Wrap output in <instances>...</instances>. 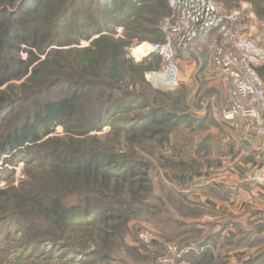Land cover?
Segmentation results:
<instances>
[{"label": "trees", "instance_id": "16d2710c", "mask_svg": "<svg viewBox=\"0 0 264 264\" xmlns=\"http://www.w3.org/2000/svg\"><path fill=\"white\" fill-rule=\"evenodd\" d=\"M47 1L0 0V87L23 77L28 73L27 67L37 62L20 85L11 83L0 90V166L15 163L17 157L28 161L26 156L32 150L40 152L44 147L43 152H46L42 157L44 165L29 170L27 180H22L17 187L0 188V215L9 214L8 218L21 227L27 224L26 234L33 236V244L39 246L49 241L52 248L64 250L60 255L62 258H69L72 262L82 261L80 264H85L90 258L105 261L110 257L107 245L111 239H122L125 234L124 223L117 228V225L112 226V221L119 222L124 215H133L134 212L130 205L125 204L124 196L128 197L129 202L137 198L143 200L150 187L145 184L148 182L146 179L132 178L131 170L141 163L132 157L118 161L121 158L114 150L110 152L99 147L102 138L109 136L113 142L122 129L133 137L138 128L143 127L141 132L145 133L150 131L149 125L154 124L159 127L144 137L152 139L159 136V140L164 141L176 126L166 125L169 119H187L188 116L192 121L198 119L187 114L173 115L174 112L164 109L163 103L167 98L151 101L143 91L146 81L135 73H142L145 69L132 64L128 56L135 43H130L124 37L112 36L119 22L139 13L137 6L140 0H90L94 2V25H85L83 15H80L79 23H73L72 16L76 9L79 14L81 9L78 8L85 7L84 1H53L50 3L53 5L47 4ZM101 7L109 14L106 15ZM257 11L263 13V8ZM48 14L53 15L55 27L51 30V36L41 38V35L49 33L40 21ZM128 27L134 29L133 26ZM69 29L78 32L73 38L75 43L79 44L84 38L90 41L89 44L61 48L67 45L62 37ZM21 43L29 46L25 50L27 60L14 54L20 52ZM55 45L59 47L48 49ZM34 49L38 51L35 53ZM6 55L8 58L4 61ZM39 55H44L43 59ZM152 59L158 60L159 66L160 59L151 55ZM123 84L141 86L142 91L134 94L137 89L128 91ZM153 91L162 93L157 89ZM172 95L173 104L181 102L180 94ZM123 97L128 98H125V103L122 102ZM88 104H92L90 108L96 107L92 108L90 118L86 119L88 128L82 129L81 134L110 124L108 134L78 140L71 135L51 136L41 141L55 126L65 125ZM25 105L26 110L21 114L18 108ZM136 110L146 112L134 118H112ZM13 114H20L18 117L22 118L12 126L13 121L10 124V120ZM92 120L97 123L93 124ZM138 182L140 193L130 188ZM68 198L80 201L69 203ZM97 221L102 225L101 235L95 233L93 237L88 235L84 238L83 234L68 233L69 226L73 224L88 226ZM210 224L196 227L201 238L196 243V251L190 252L189 259L200 255L199 250L210 238L209 233L203 235L202 232ZM62 241L75 243L81 250L66 243L67 247ZM85 246L94 249L88 251ZM204 260V264H210V258Z\"/></svg>", "mask_w": 264, "mask_h": 264}, {"label": "rangeland", "instance_id": "374dc122", "mask_svg": "<svg viewBox=\"0 0 264 264\" xmlns=\"http://www.w3.org/2000/svg\"><path fill=\"white\" fill-rule=\"evenodd\" d=\"M53 1L68 2L69 0H48L47 4L53 5L50 4ZM82 1L86 5L84 8H78L81 9L79 14H77L78 10H75L72 16L74 19L73 23H79V17L83 15L82 18L85 20V25H94L96 23V15L93 11L94 2H90V0ZM140 1L141 3L137 6L140 10L139 13L133 18L124 19L119 22L116 31L112 33L114 38L124 37L130 43H135L133 47L144 41L157 42L162 38L158 26L168 10V0ZM219 1L227 10L237 8L240 4L246 5L247 8L243 11L244 15H242L241 19L250 20L251 18L247 17L246 14L251 12L259 20L258 22L256 20L254 21L260 27H264L260 23V21L264 20V0ZM87 6H90L91 9ZM260 8H263V13H257V10L260 12ZM102 10L104 11V8ZM104 12L106 15L109 14L107 10ZM53 19L52 14L44 15L41 18L40 21H42V24H45V28L49 31L48 34L41 33L44 34L41 35V38L51 36V30L55 27ZM128 26H133L134 29H130ZM73 30L69 29L68 33L63 35L62 40L67 42L64 43L67 45L60 46L61 48L83 47L89 44L90 41L84 38L81 39L79 44L75 43L73 38H75V35H78V32H74ZM208 40L209 38L206 40V43ZM19 47L20 52H14V54L23 60H27L28 54L25 50L29 46L21 43ZM58 47L55 45L48 49ZM33 51L36 53L38 50L34 49ZM201 53L202 51L198 55V59L201 56L200 61L195 62V64H193V59L185 61L181 59L180 62L183 64L180 65L179 85L172 90L158 88L146 77L148 72L157 70L159 67L157 66L158 60H150V56L136 60L129 56L132 64L139 65L141 69H145L142 73H135L139 77L142 76L146 81L147 85L143 88V91L148 94L151 101L167 98L163 103L164 109L174 112L173 115L187 114V116H194L198 121L190 120L189 116L187 119H169L166 125L175 124L176 126H174V130L168 134V138L164 141H160L159 139L161 138L159 136L152 139L144 137L159 127L154 124H150V131L147 130L145 133L141 132L143 127L138 128L139 130L133 137L129 135L130 132L122 129L118 134L119 136L113 138V142H111V137L109 136L102 138L99 147L110 152L114 150L121 158L118 161L132 157L138 163H141L135 165L131 170V173H133L132 178L134 180L140 178L146 179L148 182H145V184L150 187V191L145 192V198H142L143 200L137 198L138 200L131 199V202H129L128 197L126 195L124 196L125 204L130 205L131 210L134 211L133 215H124L119 222L112 221V226L117 225V228L124 223L125 234L123 238L111 239L110 244L107 245L108 253H110L108 260L104 261L90 258L88 260L89 262L87 261L85 264H153L157 257L159 262L164 263L161 260L170 256L167 251L169 245L175 246L178 251L183 248L188 249L189 247H193L192 250H194L197 248L196 243L201 238V233L196 230V227L199 224L219 220V213L211 211L209 207L196 200L190 189L194 186V183H185L186 180H190L191 175L204 170L206 163L210 159L211 142L212 138H214V135L209 130L210 128L219 126V124L220 126L222 125L220 118L221 110L223 109L221 106L225 99V89L222 82L217 81L213 77L212 71L207 66L208 63L205 65L202 64L204 56ZM39 56L40 59L44 57V55ZM7 58L8 55L3 60L5 61ZM36 63L34 61L27 67V74L20 79L5 83L0 87V90L6 88L7 85H11V83L12 85H20L29 75L31 69L35 67ZM126 80L129 81V77ZM123 85L126 86L125 89L128 91L137 89V91L133 92L134 94L142 89L141 86L132 87L131 85ZM155 89L160 90L162 93L156 94L153 91ZM11 92L14 94V91ZM172 94H180L182 97L181 102L173 104L174 101L171 99ZM125 98L128 99L127 97ZM125 98L123 97L122 102L125 101ZM91 105L83 106L65 125L55 126L54 130L44 136L41 141H45L47 137L51 136L68 137L71 135L74 139L78 140L79 138L92 137L93 135L101 137L108 134L111 128L110 124H104L102 128L92 129L88 133L81 134L82 129L88 128L86 119L90 118L92 108L96 107L93 106L90 108ZM26 107L27 105L18 108L21 114L26 110ZM145 112L146 110L123 112L112 116V118L113 120L117 118H134ZM198 114H200V118H198ZM18 115L13 114L11 116L10 124L13 121L12 126L21 120L22 117L19 118ZM92 123L96 124L97 122L92 120ZM68 140L66 139V141ZM44 150V147L41 148L40 152L32 150L26 156L29 162L27 159L17 157L15 163H5L3 166H0V188H5L6 186L10 188L17 187L22 180H27L30 177L29 170L44 165L42 160V157L46 154V152H43ZM128 173L131 174L130 172ZM139 183H135L130 188L138 192L141 191L139 190ZM128 187L129 185L125 186V189L127 190ZM188 188L190 190L186 191ZM68 199L69 203H77L80 201L76 198ZM75 200L76 202H74ZM115 215H117L116 212ZM0 216V264H80L82 262H72L69 258L60 257L64 250L52 248L49 241L43 242L39 246L36 243L33 244L31 242L33 236H27L26 234L28 233V230L25 228L27 224L22 226V228L20 224L13 223L8 218L9 214L4 213L3 216ZM68 233L83 234L82 236L84 238L88 235L93 237L95 233L96 235L102 234V225L98 221L88 226L73 224L69 226ZM143 234L146 235V238L143 237ZM202 234L205 235V233ZM64 243V245L67 243L72 245L74 249L81 250L75 243L72 244L70 241ZM66 246L68 247V245ZM85 249L91 251L94 248L85 246ZM192 250L184 252L179 259L187 257ZM179 259L177 258L172 264H176Z\"/></svg>", "mask_w": 264, "mask_h": 264}, {"label": "built area", "instance_id": "2783aa9c", "mask_svg": "<svg viewBox=\"0 0 264 264\" xmlns=\"http://www.w3.org/2000/svg\"><path fill=\"white\" fill-rule=\"evenodd\" d=\"M168 5L169 11L158 26L161 40L141 42L130 49L128 56L136 60L158 57L159 67L146 77L156 87L172 90L179 85L181 59H196L209 38L206 48L213 77L226 86L221 119L235 121L245 130L253 131L264 144V91L256 74V67L264 63V47L242 33L240 19L246 5L230 10L217 0H168ZM246 16L259 21L251 12ZM260 23L264 25V20ZM143 45L145 50L135 56L134 49ZM240 183L248 185L252 195L258 188H264V164L251 169L235 185ZM192 248L178 251L169 245L170 256L161 261L172 264Z\"/></svg>", "mask_w": 264, "mask_h": 264}, {"label": "crops", "instance_id": "0c3cea01", "mask_svg": "<svg viewBox=\"0 0 264 264\" xmlns=\"http://www.w3.org/2000/svg\"><path fill=\"white\" fill-rule=\"evenodd\" d=\"M240 24L246 37L264 47V27L251 19H240ZM206 44L201 53L202 64L208 63L212 71ZM200 57L194 59L193 64L199 62ZM256 74L264 91V63L256 67ZM222 84L226 98V86ZM224 105L225 99L221 108ZM198 116L200 118V114ZM220 123L221 126L209 130L214 138L204 170L185 182L194 183L190 189L196 200L219 213L220 218L204 227L202 233H209L210 238L198 252L203 256L189 259L187 255L176 264H204L206 257L211 259L210 264H264V188H258L252 195L245 183L235 185L251 169L264 164V144L253 131L245 130L235 121L221 119ZM155 260L156 264H164L158 257Z\"/></svg>", "mask_w": 264, "mask_h": 264}, {"label": "bare ground", "instance_id": "6f19581e", "mask_svg": "<svg viewBox=\"0 0 264 264\" xmlns=\"http://www.w3.org/2000/svg\"><path fill=\"white\" fill-rule=\"evenodd\" d=\"M145 50V45H143V46H141V47H139V48H135L134 49V55L135 56H139V55H141V53L143 52Z\"/></svg>", "mask_w": 264, "mask_h": 264}]
</instances>
